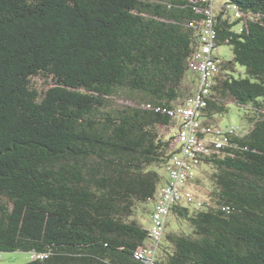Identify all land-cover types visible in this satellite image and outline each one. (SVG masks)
<instances>
[{
    "label": "trees",
    "instance_id": "16d2710c",
    "mask_svg": "<svg viewBox=\"0 0 264 264\" xmlns=\"http://www.w3.org/2000/svg\"><path fill=\"white\" fill-rule=\"evenodd\" d=\"M217 1L216 46L232 58L219 63L203 117L234 103L247 126L205 159L210 204L172 208L178 229L154 264H264V0ZM207 6L0 0V253L43 256L25 264H144L134 254L148 228L132 217L155 201L158 169L177 153L158 130L173 121L156 109L191 94ZM119 91L138 103L108 105Z\"/></svg>",
    "mask_w": 264,
    "mask_h": 264
},
{
    "label": "built area",
    "instance_id": "2783aa9c",
    "mask_svg": "<svg viewBox=\"0 0 264 264\" xmlns=\"http://www.w3.org/2000/svg\"><path fill=\"white\" fill-rule=\"evenodd\" d=\"M208 4L203 9L204 20L199 29V38L189 62L188 68L197 74V83L191 94L171 109L157 111L166 113L173 121L170 128L171 148L177 150L166 165V179L160 193L156 195L149 216L150 225L146 242L139 247L134 257L144 264H154L159 247L166 233L167 218L174 206L180 204L202 207L194 200L188 185L196 179V173L205 159L222 150L237 130H222L205 122L203 111L212 94L214 78L218 73L220 61L214 57L216 31L214 28V9L216 0H200ZM220 8V7H219ZM235 17L240 13L234 10ZM145 108L150 109V106ZM32 258H42L30 255Z\"/></svg>",
    "mask_w": 264,
    "mask_h": 264
},
{
    "label": "rangeland",
    "instance_id": "374dc122",
    "mask_svg": "<svg viewBox=\"0 0 264 264\" xmlns=\"http://www.w3.org/2000/svg\"><path fill=\"white\" fill-rule=\"evenodd\" d=\"M220 2L217 1L215 4V9H218ZM214 57H216L220 62L228 61L232 58L230 47L227 45H220L213 51ZM38 83L40 81L38 80ZM197 83V74L188 72L187 79L185 80L184 86L189 91L192 92ZM111 102L108 103L110 106H133L138 102L133 100V95L125 91H119L114 98H110ZM245 110L241 107L235 105L234 103L227 104V111L223 114H214L212 122L209 124L220 128L222 130L226 129H235L239 132H242L246 126V120L243 119ZM248 129V128H247ZM159 134L163 139H171L170 128H158ZM246 130V129H245ZM166 167L158 169V172L162 175L163 181L165 183L166 179ZM212 169L207 165H202L199 171L196 173V179L188 185V189L194 196L195 201H199L202 204H210V193L213 189L212 183L210 181V175L212 174ZM161 185L158 188V193H160ZM157 193V194H158ZM154 206L153 201H149L144 205H137L135 213L132 219L136 220L138 223L142 224L144 227L148 228L150 225L149 216L151 210ZM177 223V224H176ZM178 229V222H175L174 217L170 214L167 218V227L166 233L170 231H175ZM30 255L22 252L14 253H0V264H25L29 261Z\"/></svg>",
    "mask_w": 264,
    "mask_h": 264
}]
</instances>
